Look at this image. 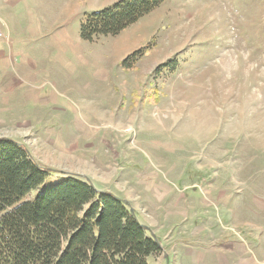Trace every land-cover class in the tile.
Masks as SVG:
<instances>
[{
  "label": "rangeland",
  "instance_id": "1",
  "mask_svg": "<svg viewBox=\"0 0 264 264\" xmlns=\"http://www.w3.org/2000/svg\"><path fill=\"white\" fill-rule=\"evenodd\" d=\"M78 51L0 103V137L55 169L27 199L78 175L128 200L150 264H264V0H165Z\"/></svg>",
  "mask_w": 264,
  "mask_h": 264
},
{
  "label": "trees",
  "instance_id": "2",
  "mask_svg": "<svg viewBox=\"0 0 264 264\" xmlns=\"http://www.w3.org/2000/svg\"><path fill=\"white\" fill-rule=\"evenodd\" d=\"M164 1L119 0L86 13L81 36L118 35ZM54 172L23 142L0 137V264H150L162 251L128 200L87 178L70 175L27 199Z\"/></svg>",
  "mask_w": 264,
  "mask_h": 264
},
{
  "label": "crops",
  "instance_id": "3",
  "mask_svg": "<svg viewBox=\"0 0 264 264\" xmlns=\"http://www.w3.org/2000/svg\"><path fill=\"white\" fill-rule=\"evenodd\" d=\"M117 1L0 0V103L20 101L24 83L30 84L26 95H34L37 89L33 70L39 61L50 56L64 64L72 57L80 59L78 49L84 39L80 25L85 14Z\"/></svg>",
  "mask_w": 264,
  "mask_h": 264
},
{
  "label": "built area",
  "instance_id": "4",
  "mask_svg": "<svg viewBox=\"0 0 264 264\" xmlns=\"http://www.w3.org/2000/svg\"><path fill=\"white\" fill-rule=\"evenodd\" d=\"M3 35V28L2 25L0 24V37Z\"/></svg>",
  "mask_w": 264,
  "mask_h": 264
}]
</instances>
